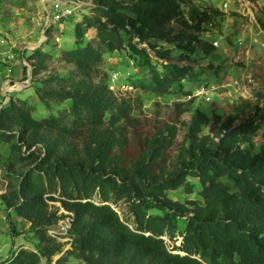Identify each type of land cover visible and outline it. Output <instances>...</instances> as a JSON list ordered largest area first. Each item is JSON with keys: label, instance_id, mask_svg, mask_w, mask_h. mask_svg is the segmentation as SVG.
<instances>
[{"label": "trees", "instance_id": "1", "mask_svg": "<svg viewBox=\"0 0 264 264\" xmlns=\"http://www.w3.org/2000/svg\"><path fill=\"white\" fill-rule=\"evenodd\" d=\"M223 16L195 0H92L90 13L72 26L71 46L61 49L73 69L31 87L48 113L33 116V105L21 97L0 106V142L26 165L1 198L28 221L39 244L37 250L20 247L6 262L39 264L61 252L47 234L60 218L49 202H58L69 213L70 242L56 264H71L68 254L85 264H264V131L258 144L254 140L263 115L236 121V115L195 107L180 121L184 134L170 162L165 152L176 134L170 122L145 135L129 156L132 101L112 94L101 69L104 53L126 49L148 74L135 87L154 96L189 94L182 83L196 76L191 54L213 48L199 32ZM256 20L264 29L263 8ZM152 39L180 53L173 56L171 47ZM41 43L26 56L33 76L50 57ZM178 188L195 197L167 195ZM121 203L125 209L118 212ZM165 235L172 243L175 235L180 239L168 248Z\"/></svg>", "mask_w": 264, "mask_h": 264}, {"label": "rangeland", "instance_id": "2", "mask_svg": "<svg viewBox=\"0 0 264 264\" xmlns=\"http://www.w3.org/2000/svg\"><path fill=\"white\" fill-rule=\"evenodd\" d=\"M54 1L56 0H0V106L7 103L11 97L26 98L33 105V116L38 118L45 116L48 111L40 104L31 87L38 85V80L49 74L65 75L73 69L72 63L64 61L61 57V49L71 46L74 22L82 15L90 13L92 5V0H79L83 1L81 6L75 8L74 13L63 23L49 24L43 28L47 15L45 7L52 6ZM60 1H63L62 4L71 3L70 0ZM221 1L223 0H195L202 6L218 9ZM259 2L260 5H256L254 12L255 21L238 13L235 10L236 4L231 2L217 26H205V29L199 32V36L210 42L213 48L208 53L197 48L191 54L196 76L182 83L183 89L189 94H148L134 86L140 78L148 79V74L135 65L126 49L103 54L101 69L106 76L112 70H118L121 73L119 82L134 86V90L115 91L114 95L118 99L129 97L132 101V119L125 131L126 155L130 156L139 149L145 135L170 122L176 127V134L165 152V162H170L184 134L180 121H187L195 107L208 115H236V121L243 118L254 119L258 114H262L263 118L258 122L259 129L254 138L256 144L261 141V133L264 131V29L258 25L256 14L260 8L264 9V0ZM90 34L91 30L88 32V35ZM151 41L163 47H171L173 56L180 53L171 43L158 39ZM213 41H217V45H214ZM39 43L42 49L48 51L50 57L46 60V68L33 76L30 73V61L26 60V56ZM23 67L26 68L25 72ZM248 72L252 75V84L244 80V75ZM137 95L138 98L135 99ZM176 101H181L182 104L177 107ZM66 104L65 101L53 106L52 112ZM255 107L258 111H255ZM179 108H183V112L179 113ZM255 121H258L257 118ZM207 129L208 127H205L203 131L206 132ZM8 145L0 142V264H9L6 259L20 247L37 250L39 245L37 237L29 229L28 221L6 207L1 198V194L8 188L9 181L16 183L18 175L26 168V165L17 159L18 152H10ZM188 179L196 181L192 177ZM166 193L172 199L195 197V193H184L182 188L167 190ZM49 205L51 208H57L60 218L47 226V234L60 243L61 254L69 248L68 214L58 202H49ZM115 208L120 212L125 206L121 203ZM148 212L161 213L155 208L149 209ZM177 223L181 225L182 221L179 219ZM163 237L168 248L177 244L180 239L175 235V241L172 243L171 238L166 235ZM59 254L51 255L48 260L41 257L39 264H56L55 259ZM68 261L71 264H85L72 254H68Z\"/></svg>", "mask_w": 264, "mask_h": 264}, {"label": "built area", "instance_id": "3", "mask_svg": "<svg viewBox=\"0 0 264 264\" xmlns=\"http://www.w3.org/2000/svg\"><path fill=\"white\" fill-rule=\"evenodd\" d=\"M71 3H65L62 4L63 1L56 0L53 2L52 6L45 7V11L47 13L46 18L44 19V26L49 24H61L64 22V20L69 17L71 14H73V10L75 8H79L81 6V3L83 1L79 0H70ZM236 4L237 8L235 9L238 13L247 16L250 20L255 21L254 12L256 9V5H260L259 0H223L221 1L219 8L223 12H226L228 10L229 3ZM42 28V31H44ZM214 45H217V41H213ZM120 72L118 70H112L108 75V89L112 92L113 95L115 94V91L118 92H125L127 90H134V86L130 83H124L119 82ZM245 82L248 84H252L253 78L250 72L245 73ZM68 214V227H69V213Z\"/></svg>", "mask_w": 264, "mask_h": 264}, {"label": "water", "instance_id": "4", "mask_svg": "<svg viewBox=\"0 0 264 264\" xmlns=\"http://www.w3.org/2000/svg\"><path fill=\"white\" fill-rule=\"evenodd\" d=\"M37 45V44H36ZM142 46H146L145 44H142ZM148 51L150 52V54H153V52H151L149 49H148Z\"/></svg>", "mask_w": 264, "mask_h": 264}]
</instances>
